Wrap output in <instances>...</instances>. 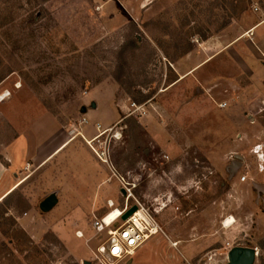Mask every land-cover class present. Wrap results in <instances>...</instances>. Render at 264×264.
<instances>
[{
  "label": "rangeland",
  "instance_id": "obj_1",
  "mask_svg": "<svg viewBox=\"0 0 264 264\" xmlns=\"http://www.w3.org/2000/svg\"><path fill=\"white\" fill-rule=\"evenodd\" d=\"M263 17L264 0H0V264L92 263L120 176L140 203L166 202L150 264H187L163 256L169 234L212 237L213 264L233 246L264 264V30L244 35ZM203 42L200 60L217 56L202 84L167 90ZM222 89L245 101L235 128L212 110Z\"/></svg>",
  "mask_w": 264,
  "mask_h": 264
},
{
  "label": "crops",
  "instance_id": "obj_2",
  "mask_svg": "<svg viewBox=\"0 0 264 264\" xmlns=\"http://www.w3.org/2000/svg\"><path fill=\"white\" fill-rule=\"evenodd\" d=\"M261 27H262V30H264V17L260 21H258L257 24H255L252 28H250L248 32H245L244 34L248 36H253L250 38L253 41L254 45H256L254 38H256L257 30H259V28ZM218 42H221V41H218ZM203 44L205 45L204 49L202 48V44H198V46L195 48H192V47L189 48L184 54L179 56V58L175 61V64L173 65L175 69V76L172 78L171 82L169 83L167 90L169 88V90L171 89L173 90V92L177 90H179L180 92L182 88H184V86L187 85L188 83L190 84V86L195 84L194 82H198L199 84H202L201 83L202 72H206L210 69L212 64L208 62H210L211 60H213V58H215V56H217V54H214V55L208 56L207 58L203 60H200L201 52H205L206 50L214 46V43L208 44L207 42H203ZM227 48L228 47L226 46L219 51L220 52L219 54H222L221 57H219L220 59L221 58L223 59L224 56H226L225 53L223 52L224 50H227ZM220 59L218 61H220ZM223 91L224 89H222V91L218 93L221 95H224L223 96L224 98L222 99L213 98L217 104V107L212 106L213 108L212 110L214 111V114L216 116L218 115L219 117L220 115H223L224 117H226V123L218 125L220 128L223 125H225V127L227 128L229 127L235 128L237 127V125L240 123V120H241V117L239 116L240 112H236V111L241 109L242 108L241 106L245 105V101H243L242 99H234L233 97L230 98L229 94L227 96L226 94L223 93ZM110 99H112L111 95H110ZM197 99H212V97L209 98L204 95V96L198 97ZM102 105H103V102H102ZM141 107L143 108V106ZM94 108L97 111L100 108L99 103H97V106L95 104ZM149 114L150 112L148 113V115ZM208 119L211 120V117L209 116ZM213 125H212V130L214 129ZM101 126L102 125H99V128H101ZM109 200L114 202L113 199H109ZM196 228L197 227L195 225L190 227V233H192L190 235H193V233L197 232ZM158 234L154 235L153 237L145 241L139 248L143 250L146 244L150 242V240H152L153 238H156L154 239V242L149 245L150 246L149 251H148L149 258L148 257H146L145 259L143 258L141 259V262L138 263L139 260L134 258L135 257L134 255L136 253V250H135V253L129 257L131 258L130 260L132 261V264H150L151 263V258L154 256V253L153 251H151V249L155 247V243H157L160 239H162L161 235H158ZM169 235L166 236L167 240L165 239L166 245H165V250L163 251V256L166 257V259L167 257L174 255L177 257H181L182 259H185L187 264H213L214 263L215 259L213 258L214 257L213 252H215V249L211 248L210 249L211 252H208L209 250H207V248L212 244V239H211L212 237L204 236L201 238L185 240V239L180 238V235H176V234L175 235L169 234ZM85 242L87 243V248L90 250L92 248L91 244L89 243L88 240ZM174 242H176V244H172ZM140 254L138 255L140 256Z\"/></svg>",
  "mask_w": 264,
  "mask_h": 264
},
{
  "label": "built area",
  "instance_id": "obj_3",
  "mask_svg": "<svg viewBox=\"0 0 264 264\" xmlns=\"http://www.w3.org/2000/svg\"><path fill=\"white\" fill-rule=\"evenodd\" d=\"M262 54L264 55V52ZM118 180L120 183L119 193L123 197L122 203L115 205L113 201L108 200L109 210L102 216H95V220H93L95 233L102 234L104 232L107 237L101 244L96 246L91 264H114L111 259L113 261L129 259L132 255L131 252L162 230L156 215L163 210L166 202H161L156 208L140 203L132 193L135 184L126 180L124 176L118 177ZM166 194L167 192L163 193V196ZM168 194L167 200L170 197V193ZM132 205H136V210L126 219H122V215ZM112 212H115L114 217L109 223H103L105 218ZM254 250L257 254L255 247Z\"/></svg>",
  "mask_w": 264,
  "mask_h": 264
},
{
  "label": "water",
  "instance_id": "obj_4",
  "mask_svg": "<svg viewBox=\"0 0 264 264\" xmlns=\"http://www.w3.org/2000/svg\"><path fill=\"white\" fill-rule=\"evenodd\" d=\"M90 107L94 108L95 103L91 102ZM84 110V109H83ZM257 188L260 185H256ZM122 192H124L122 190ZM58 203V198L55 193H50L44 197L39 203V209L42 212H49ZM136 205H132L123 215L122 219H126L136 210ZM255 250L253 247H239L233 246L228 252V259L230 264H251L255 258ZM83 264H91L90 261L84 260Z\"/></svg>",
  "mask_w": 264,
  "mask_h": 264
},
{
  "label": "bare ground",
  "instance_id": "obj_5",
  "mask_svg": "<svg viewBox=\"0 0 264 264\" xmlns=\"http://www.w3.org/2000/svg\"><path fill=\"white\" fill-rule=\"evenodd\" d=\"M102 133H104V132H101L100 134H102ZM114 214H115V212H112V213H110L106 218H105V220L103 221V223H109V221L114 217ZM234 221V219L232 218V217H229V218H227V219H225L224 221H223V225L224 226H228L231 222H233ZM78 237H82L83 236V234L81 233V231H79L78 232V234H76ZM172 244H174V243H172ZM135 251V250H134ZM134 251L133 252H131V254L133 255L134 254Z\"/></svg>",
  "mask_w": 264,
  "mask_h": 264
},
{
  "label": "clouds",
  "instance_id": "obj_6",
  "mask_svg": "<svg viewBox=\"0 0 264 264\" xmlns=\"http://www.w3.org/2000/svg\"><path fill=\"white\" fill-rule=\"evenodd\" d=\"M177 171H179V168H177ZM192 183V181H189V184H191Z\"/></svg>",
  "mask_w": 264,
  "mask_h": 264
}]
</instances>
